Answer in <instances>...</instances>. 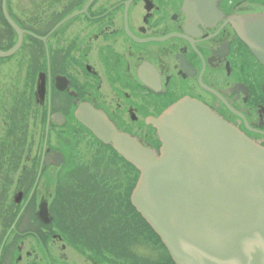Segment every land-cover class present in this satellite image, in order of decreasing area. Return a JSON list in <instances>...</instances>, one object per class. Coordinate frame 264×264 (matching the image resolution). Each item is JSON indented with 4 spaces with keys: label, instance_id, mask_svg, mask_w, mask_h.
Here are the masks:
<instances>
[{
    "label": "flooded vegetation",
    "instance_id": "obj_1",
    "mask_svg": "<svg viewBox=\"0 0 264 264\" xmlns=\"http://www.w3.org/2000/svg\"><path fill=\"white\" fill-rule=\"evenodd\" d=\"M24 1L7 13L43 39L25 35L0 66L24 69L36 130L23 146L0 129V264H174L130 202L138 171L78 122L74 101L158 149L148 120L189 97L264 146V65L230 22L264 0H211L208 17L195 0ZM12 41L0 32V50Z\"/></svg>",
    "mask_w": 264,
    "mask_h": 264
},
{
    "label": "water",
    "instance_id": "obj_2",
    "mask_svg": "<svg viewBox=\"0 0 264 264\" xmlns=\"http://www.w3.org/2000/svg\"><path fill=\"white\" fill-rule=\"evenodd\" d=\"M194 7L198 16L215 13L211 0H195ZM2 9L17 40L9 50H0V58L17 52L25 34L43 39L13 22L6 0ZM230 22L264 65V12ZM43 80L39 75L37 99ZM74 103L75 118L138 171L130 202L174 264H264V146L188 97L148 120L159 149L121 132L93 105ZM38 215L43 218L41 208Z\"/></svg>",
    "mask_w": 264,
    "mask_h": 264
},
{
    "label": "rangeland",
    "instance_id": "obj_3",
    "mask_svg": "<svg viewBox=\"0 0 264 264\" xmlns=\"http://www.w3.org/2000/svg\"><path fill=\"white\" fill-rule=\"evenodd\" d=\"M29 1L30 0L24 1V6H29ZM19 17L22 19L21 16ZM2 20L3 17L0 15V32H4L5 28H9V26H6ZM9 39L11 40V37ZM23 73L24 69L20 67L17 68L13 65L5 66V64L0 66V101L3 102L6 109H13V112L3 115L0 107V129L3 131V127L6 124L13 130L14 134H16L13 136L12 141H14V143L18 140L24 141L23 146H26L25 144L31 139L34 129L36 130V128L35 125L32 124L34 118L30 116L33 108L30 103V98L28 97L27 85L23 79ZM23 97L26 98V106L21 102V100H23L21 98ZM18 101H20V104H17ZM5 143L7 144L6 140Z\"/></svg>",
    "mask_w": 264,
    "mask_h": 264
},
{
    "label": "trees",
    "instance_id": "obj_4",
    "mask_svg": "<svg viewBox=\"0 0 264 264\" xmlns=\"http://www.w3.org/2000/svg\"><path fill=\"white\" fill-rule=\"evenodd\" d=\"M2 21H4V24L6 25V26H8L7 25V23H6V21L3 19ZM9 29V28H8ZM10 30V29H9ZM11 31V30H10ZM12 32V31H11ZM13 34V38H15V34L14 33H12ZM32 40H34L35 41V39H32ZM12 43H14V40L12 41ZM12 43L11 44H9V47L12 45Z\"/></svg>",
    "mask_w": 264,
    "mask_h": 264
},
{
    "label": "bare ground",
    "instance_id": "obj_5",
    "mask_svg": "<svg viewBox=\"0 0 264 264\" xmlns=\"http://www.w3.org/2000/svg\"><path fill=\"white\" fill-rule=\"evenodd\" d=\"M22 46V45H21ZM21 46H20V48H21ZM20 48L18 49V50H20Z\"/></svg>",
    "mask_w": 264,
    "mask_h": 264
}]
</instances>
